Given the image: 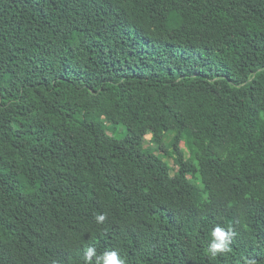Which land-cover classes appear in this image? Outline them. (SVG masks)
<instances>
[{
	"label": "trees",
	"instance_id": "16d2710c",
	"mask_svg": "<svg viewBox=\"0 0 264 264\" xmlns=\"http://www.w3.org/2000/svg\"><path fill=\"white\" fill-rule=\"evenodd\" d=\"M88 246L264 264V0H0V264Z\"/></svg>",
	"mask_w": 264,
	"mask_h": 264
},
{
	"label": "clouds",
	"instance_id": "9594fccd",
	"mask_svg": "<svg viewBox=\"0 0 264 264\" xmlns=\"http://www.w3.org/2000/svg\"><path fill=\"white\" fill-rule=\"evenodd\" d=\"M106 219L105 214H97L95 220L98 224H102ZM233 231L231 228H225L219 224L215 225L210 233L211 239L208 243V252L212 257L218 254H224L231 251L230 245L233 240ZM95 258V260H93ZM84 264H125L119 258L117 251H106L97 255L95 247H86L83 255ZM247 264H255L253 260H249Z\"/></svg>",
	"mask_w": 264,
	"mask_h": 264
},
{
	"label": "rangeland",
	"instance_id": "374dc122",
	"mask_svg": "<svg viewBox=\"0 0 264 264\" xmlns=\"http://www.w3.org/2000/svg\"><path fill=\"white\" fill-rule=\"evenodd\" d=\"M109 132L112 133L111 130H110ZM125 133H126V132H125V129H124L123 127H117V128L115 129V136H116L117 138H122V137H124ZM151 138H152V133H149V134L147 135V139H146V143H147V144L150 143ZM170 138H171L170 136L167 138V141H168V142L170 141ZM150 144H152V143H150ZM169 144H170V143H169ZM181 146L184 148L186 154L189 155V153H188V151H187V149H186V147H185V144H184L183 142H181ZM163 157H164L166 160H168V161L170 162V164H172V165L174 164V160H173V158L169 157V156L166 155L165 153L163 154Z\"/></svg>",
	"mask_w": 264,
	"mask_h": 264
}]
</instances>
